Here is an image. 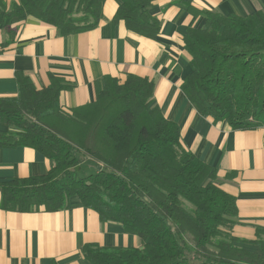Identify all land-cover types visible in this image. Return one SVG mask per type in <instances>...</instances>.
Instances as JSON below:
<instances>
[{"label":"trees","instance_id":"1","mask_svg":"<svg viewBox=\"0 0 264 264\" xmlns=\"http://www.w3.org/2000/svg\"><path fill=\"white\" fill-rule=\"evenodd\" d=\"M104 1L15 0L7 6L0 0V31L7 36L0 46L11 44L16 25L28 18L62 35L91 30ZM116 1L115 22L157 37L160 23L147 13L154 0ZM183 6L205 18L202 28H189L183 37L191 68L187 100L201 116L232 130L264 126V14ZM16 81L17 96L0 98V148H31L52 166L44 175L1 184V209L53 213L76 198L101 222L116 223L141 242L138 248L86 244L81 254L89 264H264V230L254 240L232 235L235 197L221 189L216 169L182 146L179 127L153 105L152 81L103 77L95 101L68 111L57 105L70 88L59 79L51 77L40 90L21 73ZM85 161L96 170L80 177Z\"/></svg>","mask_w":264,"mask_h":264},{"label":"crops","instance_id":"2","mask_svg":"<svg viewBox=\"0 0 264 264\" xmlns=\"http://www.w3.org/2000/svg\"><path fill=\"white\" fill-rule=\"evenodd\" d=\"M13 1L4 0L7 6ZM183 3L223 15L264 14V0H154L147 13L160 23L155 39L115 22L116 0L104 1L96 27L76 34L62 35L28 18L16 25L13 42L0 46V98L17 96V73L28 76L38 90L47 88L51 77L70 86L57 101L64 111L95 101L96 85L103 77L123 83L134 75L152 81L153 105L179 127L182 146L216 169L221 189L235 197L232 235L254 240L256 231L264 230V126L232 130L225 122L201 116L185 97L191 68L183 37L189 28H202L205 18L189 13ZM5 36L0 31V45ZM51 166V161L31 148H0V185L44 175ZM86 244L138 248L141 242L120 225L101 222L97 213L82 207L76 198L69 200L67 209L53 213H20L0 206V264H89L81 254Z\"/></svg>","mask_w":264,"mask_h":264},{"label":"rangeland","instance_id":"3","mask_svg":"<svg viewBox=\"0 0 264 264\" xmlns=\"http://www.w3.org/2000/svg\"><path fill=\"white\" fill-rule=\"evenodd\" d=\"M5 37H6L5 39L7 40V36H5ZM6 40H5V41H6ZM5 41L3 40L2 43H4ZM95 168H96V166H95L94 164H92V163L89 162V161H85V162H83V163L81 164V166L77 169V173H78V175H79L80 177H86V176H88L89 174L94 173V172H95L94 170H96Z\"/></svg>","mask_w":264,"mask_h":264}]
</instances>
